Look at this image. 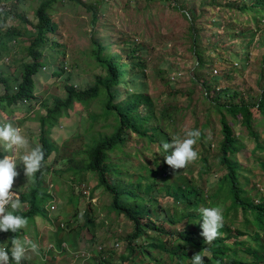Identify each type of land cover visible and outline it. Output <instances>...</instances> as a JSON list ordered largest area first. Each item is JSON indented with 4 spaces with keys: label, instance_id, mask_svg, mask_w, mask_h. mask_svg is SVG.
<instances>
[{
    "label": "rangeland",
    "instance_id": "374dc122",
    "mask_svg": "<svg viewBox=\"0 0 264 264\" xmlns=\"http://www.w3.org/2000/svg\"><path fill=\"white\" fill-rule=\"evenodd\" d=\"M44 1L0 0V6L5 5L0 10V77L8 81L5 84L11 92L16 91L24 66L34 61L29 48L35 36L36 11ZM233 1L230 7L225 0H58L49 10L58 29L38 49L43 52L44 67L35 76V98L13 108L0 102V121L12 122L30 142L40 144L38 119L54 106L55 99L66 98L65 86L87 89L106 76L107 68L95 55L100 54L103 61H112L125 73L114 88V103L136 99L135 95L149 101H140L137 108L143 117V135L126 131L124 144L108 153L110 185L119 192L125 188L139 194L136 198L122 196L121 203L140 204L149 211L150 220L168 234L184 229L186 223L192 229L201 224L185 215L193 212L187 200L199 194L207 205L201 202L198 212L212 204L221 207L224 220L220 229L229 227L231 234H247L240 238L245 245L237 253L246 264H260L264 261V229L251 226L249 212L227 209L229 201L209 199L225 172L217 159L222 114L211 100L216 99L217 90L226 88L237 94L232 101L254 103L264 88V4ZM242 3L252 5V10H244ZM7 31H15L17 37L5 38ZM5 84L0 85V101L8 93ZM105 100L101 95L88 104H75L48 129L53 152L40 181L35 182L34 175L26 177L22 168L15 178L16 194L30 195L36 189L45 210L21 229L19 239L26 233L22 240L36 245L35 250L28 247L27 259L21 264H191L195 250L187 247L190 257L180 259L182 250L171 236L153 232L146 234L151 247L139 239L134 245L140 247L134 249L131 262L127 260L132 223L112 209L111 193L86 169V151L116 130L114 117L104 119ZM226 101L219 99L221 104ZM252 113L257 139L225 116L241 145L230 157L239 164L242 198L258 204L264 202V113L258 108ZM193 129L201 132L193 145L198 156L173 174L161 145L174 137L183 138ZM172 188L188 194L182 201L174 199ZM23 204L20 213L29 209V204ZM51 205H55L54 211ZM5 241L7 236H0V242ZM154 243L175 255L160 254ZM249 249L253 253L248 255ZM203 256L210 254L205 251Z\"/></svg>",
    "mask_w": 264,
    "mask_h": 264
},
{
    "label": "trees",
    "instance_id": "16d2710c",
    "mask_svg": "<svg viewBox=\"0 0 264 264\" xmlns=\"http://www.w3.org/2000/svg\"><path fill=\"white\" fill-rule=\"evenodd\" d=\"M58 0H47L44 1L41 6L36 11V24L35 36L29 48V55L33 58V63L24 66L22 78L18 81L16 91L11 92L7 84V80L0 77V85L5 84L7 89V94L1 97V103L6 104L9 108H13L22 104L24 101H32L35 98V76L40 73V70L44 67L42 63L43 52L42 49L47 43V35L55 33L58 29L57 24H55L49 14V10L52 5ZM261 4H264V0H258ZM257 1V3H258ZM226 4L233 7V0H225ZM218 5V4H217ZM244 3L240 4V6ZM252 5H256L254 2ZM244 5V10H252L253 6ZM5 6V5H4ZM4 6L1 4L0 10H4ZM217 7V6H216ZM15 30V29H13ZM1 32V31H0ZM19 34V33H18ZM7 39H14L17 37L15 31H7L4 35ZM2 37V38H4ZM98 58V63H101L105 68H107V74L101 77L93 86L87 89H77L74 85L67 84L65 86L66 98L65 99H55L53 107H47L44 116L38 119L39 122V142L44 150V160L42 162V167L34 174L35 182L40 181L44 176L46 162L53 152L52 144L48 139V129L54 127L56 123L59 122L61 118L68 115V112L72 110L75 104L85 105L89 102L98 99L101 95L106 97L105 103L103 104V116L104 119L108 117H114L116 119L117 126L115 127V133L110 136L102 137L99 142L91 146L86 151L87 163L86 169L93 172L97 176L98 185L104 188L107 192L112 195L111 207L114 211L123 213L126 218L132 223L133 230L129 236V241L126 245L128 251V261L131 262L132 256H134L136 250L140 247L139 245H134L139 239L146 241V234L153 232L157 235L165 234V231L158 226H156L149 218V211L140 208V204H136L135 207H131L129 204H122L121 197H137L133 191L125 188L121 189L122 192L118 191V188L111 186L106 177V161L108 158V153L119 148L123 145L126 139V131H130L138 136L143 135L141 133V124L143 117L137 113V108L140 101L148 103L149 101L141 96L135 95L129 97L127 101L123 103H114L116 93L114 88L122 83V78L125 77V73L117 67L112 61L105 62L102 60L101 55L95 54ZM198 57L199 64V54L196 53ZM218 77L216 80L218 81ZM207 88V86H206ZM220 91L217 94L215 100H211L214 107L220 112V124H221V135L222 138L218 146V165L225 171L224 174L219 178L218 185L213 195L209 198L211 201H221L223 203L230 202L227 209H241L242 211H247L253 215V220L251 221V226L255 230L264 229V202H259L258 204L247 203L242 198V189L239 186L237 170L239 168L238 162L231 158L230 155H235L241 149V145L238 143L235 131L231 125V121L226 119L228 115L232 121L239 122V125L246 129L248 135L257 139V134L253 130L252 120H253V108H258L262 113H264V88L259 96L256 98L254 103L247 102L245 100L239 99L237 102L232 101L237 94L231 92L229 89L217 90ZM209 93V90L207 91ZM217 93V92H216ZM208 98V96H205ZM141 98V99H140ZM212 98V97H210ZM220 98H224L227 101L219 102ZM240 117V118H238ZM172 193L174 199L182 201L188 194L186 191L179 192L175 188ZM189 192V191H188ZM37 190L33 189L30 195L20 194V199L23 203L29 204L28 211L24 213H19L25 216L27 219H34L40 214H44L45 210L41 207L44 199L37 195ZM46 197V196H45ZM206 204L203 197L199 194H195L193 200H187V204L191 207L187 213H185L186 218L193 222L200 220L202 224L201 213L198 212V207L200 203ZM213 207H217L216 204H212ZM186 220V219H185ZM186 220V221H188ZM201 224L197 228H189L186 223L184 229L168 233L165 235H170L174 244H176L182 252L179 254V258H189L190 255L187 253V247H191L195 250L194 254H201L207 251L210 257H203L205 264H246L243 262V257H240L237 253L238 250L245 245V242L240 239L242 236L245 237L247 234H243L240 231L237 234H231L228 227L226 229H220L216 238L211 241H205V238L201 235L203 229ZM226 233L225 235H223ZM21 229L17 233H12L10 230L7 232H0V236H7V243L9 247L11 246V240L13 238L20 237ZM24 234V233H23ZM236 235L235 237H232ZM22 237V236H21ZM162 237V236H161ZM160 237V238H161ZM248 241L251 238L248 236ZM233 239V242H229ZM147 245L151 247V241H146ZM256 243V241H254ZM258 246L260 242L256 243ZM136 248V250H134ZM154 248L166 251L168 255H175L174 252L166 250L163 245H158L154 243ZM244 249V248H243ZM247 254H251V250H246ZM142 252V251H141ZM253 253V252H252ZM11 259V257H10ZM192 261V258L190 259ZM262 260L261 263L262 264ZM181 264V262L177 263Z\"/></svg>",
    "mask_w": 264,
    "mask_h": 264
},
{
    "label": "clouds",
    "instance_id": "9594fccd",
    "mask_svg": "<svg viewBox=\"0 0 264 264\" xmlns=\"http://www.w3.org/2000/svg\"><path fill=\"white\" fill-rule=\"evenodd\" d=\"M200 136L201 132L193 129L186 131L183 138L174 137L171 142L162 143V156L173 174L197 158L198 153L193 145ZM43 160L44 150L40 144L30 142L22 129L12 122L0 121V232L10 230L17 233L28 224V219L19 214L24 204L18 194L13 195V184L21 168L26 177L31 178L40 170ZM200 212L203 229L201 235L205 241H211L223 226V209L219 206L204 207ZM28 247L35 250L36 245L18 238L11 240L10 247L6 241L0 242V264H21L22 260L27 259ZM203 257L199 253L195 254L191 264H205Z\"/></svg>",
    "mask_w": 264,
    "mask_h": 264
},
{
    "label": "built area",
    "instance_id": "2783aa9c",
    "mask_svg": "<svg viewBox=\"0 0 264 264\" xmlns=\"http://www.w3.org/2000/svg\"><path fill=\"white\" fill-rule=\"evenodd\" d=\"M215 71H216V73H217V69H215ZM179 76H181V75H179ZM174 79H175V78H174ZM205 96H207L206 93H205ZM14 186H15V180H14L13 188H14ZM81 190H83L82 193H83L84 195L89 196V193H88V191H87L86 189H82V187H81ZM12 191H13V195H16L15 188H14ZM55 208H56L55 205H51L50 210H51V211H54ZM262 264H264V261L262 262Z\"/></svg>",
    "mask_w": 264,
    "mask_h": 264
},
{
    "label": "crops",
    "instance_id": "0c3cea01",
    "mask_svg": "<svg viewBox=\"0 0 264 264\" xmlns=\"http://www.w3.org/2000/svg\"><path fill=\"white\" fill-rule=\"evenodd\" d=\"M21 236L25 237V238L27 237L26 233L22 234ZM22 237H21V239H22Z\"/></svg>",
    "mask_w": 264,
    "mask_h": 264
}]
</instances>
